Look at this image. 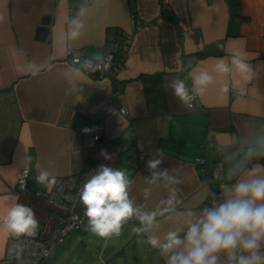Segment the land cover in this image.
<instances>
[{
    "label": "crops",
    "instance_id": "crops-1",
    "mask_svg": "<svg viewBox=\"0 0 264 264\" xmlns=\"http://www.w3.org/2000/svg\"><path fill=\"white\" fill-rule=\"evenodd\" d=\"M132 14L148 25L132 31ZM47 16V36L37 39ZM0 18V258L10 235L2 217L13 204L30 207L44 235L56 225L57 211L34 195L46 187L36 179L42 171L66 176L94 164L125 171L134 206L164 213L156 218L159 227L137 233L142 226L135 219L118 236L102 238L120 237L124 246L91 251L102 264H167L168 255L147 243L150 236L163 242L168 232L178 231L183 238L189 212L195 220L230 197L251 169L264 170V0H0ZM121 33H131V44L119 72L94 76L66 60L68 50L100 59ZM237 50L247 54V80L231 63ZM221 61L229 73L215 70ZM201 71L212 77L202 95L193 84ZM181 80L192 94L191 109L172 87ZM77 115L102 122L103 147L89 146L88 135L72 127ZM130 150L135 160L124 162ZM153 160L161 161L155 169L148 166ZM218 163L227 190L208 204L217 184L209 173ZM23 168L31 185L15 194V177ZM169 198L171 205L162 203ZM84 258L76 264L95 260ZM228 260L219 253L217 264ZM57 263L55 258L49 264Z\"/></svg>",
    "mask_w": 264,
    "mask_h": 264
},
{
    "label": "clouds",
    "instance_id": "clouds-1",
    "mask_svg": "<svg viewBox=\"0 0 264 264\" xmlns=\"http://www.w3.org/2000/svg\"><path fill=\"white\" fill-rule=\"evenodd\" d=\"M246 58L247 54L243 50H237L231 59L232 65L245 80L250 78L251 71ZM215 70L225 74L231 71L223 61L215 65ZM211 82L212 77L206 71L196 75L193 84L197 94L202 95L204 88ZM172 87L175 95L191 109L193 97L184 81L175 82ZM101 155L105 159L111 158L104 150ZM160 163V160H153L148 166L155 169ZM238 167L229 171L228 179L236 175ZM36 179L48 188L56 184V177H50L46 170L40 172ZM130 185L125 171L105 165H101L84 184L80 201L85 206L84 214L93 234L102 238L118 236L122 225L132 217H136L142 226L134 229L137 233L159 227L156 218L164 213L145 212L134 206L129 198ZM221 187L227 190V185ZM162 203L171 205L173 199ZM169 210L165 208L164 212ZM187 215V232L183 238L178 231H170L163 242L156 236H150L147 240L153 248L168 255L167 264H217L219 253L228 255V264H264V256L260 254L261 244L264 243V170L253 168L246 178L238 179L231 189V196L219 206L205 208L195 220L191 219V212ZM2 224L14 237H33L39 228L34 211L19 203L8 208L2 217ZM237 251L240 253L238 258L235 255Z\"/></svg>",
    "mask_w": 264,
    "mask_h": 264
},
{
    "label": "built area",
    "instance_id": "built-area-1",
    "mask_svg": "<svg viewBox=\"0 0 264 264\" xmlns=\"http://www.w3.org/2000/svg\"><path fill=\"white\" fill-rule=\"evenodd\" d=\"M163 4L168 0H161ZM148 25L141 21L136 15L130 17L132 31H138ZM131 44V33H121L115 40L114 49L105 54L100 59H90L77 54L73 50H68L66 60L94 76H103L110 71L119 72L124 68L125 61ZM191 96L192 94L189 93ZM193 99L190 101L192 104ZM124 113V109H120ZM81 132L88 135L89 146L101 148L105 145L103 136V124L100 121L89 122L82 127ZM142 144L137 142L135 149L142 152ZM251 160L252 155L248 154ZM195 163L200 165L203 159L198 158ZM222 166L218 163L209 176L217 181L215 189L207 198V203L212 204L221 198L224 185L219 181L218 169ZM98 164H94L84 169L79 174L66 176H56V184L51 188L45 187L34 191V195L42 199L49 207L57 211L56 225L48 235H44L41 230L33 237L9 235L6 241L5 253L0 258V264H46L47 260L54 254L59 245L71 232H91L88 228V218L80 207L84 206L80 201V193L84 184L96 174L99 169ZM31 175L27 168L21 169L15 177L12 192L20 194L28 187ZM1 193V191H0ZM136 217L130 218L125 224L133 222Z\"/></svg>",
    "mask_w": 264,
    "mask_h": 264
},
{
    "label": "rangeland",
    "instance_id": "rangeland-1",
    "mask_svg": "<svg viewBox=\"0 0 264 264\" xmlns=\"http://www.w3.org/2000/svg\"><path fill=\"white\" fill-rule=\"evenodd\" d=\"M72 239H75V241ZM120 240L121 238L119 237V238H109L105 241L104 239H102V237H97V236L95 237V234H93L92 232H86V233L71 232L63 240V243H75L74 246L65 248L63 244L62 245L60 244V246L58 247V249H56L54 254L47 260L46 264H49L50 261L55 258L58 260L57 264H76V262L81 261L83 257H85L83 262L86 261L89 262L95 259L91 264H102V261L97 259L95 253L92 252L91 250L97 249L100 246H106V245L108 246L109 244L112 243H118L116 244V247H120L119 245L124 246V243H121ZM130 242L132 241L130 240L127 241V243ZM127 249L126 251H130L131 247H128ZM116 258H119V256L113 257V259ZM109 260L111 259L109 258Z\"/></svg>",
    "mask_w": 264,
    "mask_h": 264
},
{
    "label": "water",
    "instance_id": "water-1",
    "mask_svg": "<svg viewBox=\"0 0 264 264\" xmlns=\"http://www.w3.org/2000/svg\"><path fill=\"white\" fill-rule=\"evenodd\" d=\"M48 24H49V17H43L42 21H41V25L37 28V33H36V38L37 39H41L44 40L47 36V32H48ZM89 124V121L84 119L82 116L77 115L73 122H72V127L75 128H82L84 126H87ZM122 160L124 162H134L135 160V153L133 150L127 151L123 157Z\"/></svg>",
    "mask_w": 264,
    "mask_h": 264
},
{
    "label": "trees",
    "instance_id": "trees-1",
    "mask_svg": "<svg viewBox=\"0 0 264 264\" xmlns=\"http://www.w3.org/2000/svg\"><path fill=\"white\" fill-rule=\"evenodd\" d=\"M202 56V55H201ZM31 185V182L28 183V186Z\"/></svg>",
    "mask_w": 264,
    "mask_h": 264
}]
</instances>
